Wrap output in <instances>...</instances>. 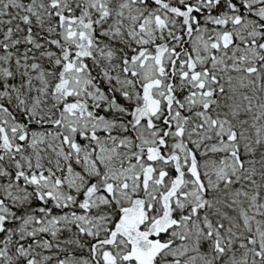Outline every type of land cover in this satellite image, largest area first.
<instances>
[{"label": "snow or ice", "instance_id": "6c2138e0", "mask_svg": "<svg viewBox=\"0 0 264 264\" xmlns=\"http://www.w3.org/2000/svg\"><path fill=\"white\" fill-rule=\"evenodd\" d=\"M0 264H264V0H0Z\"/></svg>", "mask_w": 264, "mask_h": 264}]
</instances>
